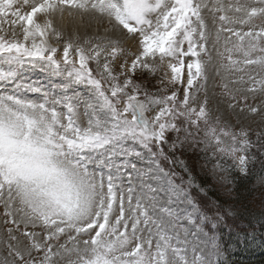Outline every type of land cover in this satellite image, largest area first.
<instances>
[{"label": "snow or ice", "instance_id": "snow-or-ice-1", "mask_svg": "<svg viewBox=\"0 0 264 264\" xmlns=\"http://www.w3.org/2000/svg\"><path fill=\"white\" fill-rule=\"evenodd\" d=\"M213 68L264 94V0H0V264H230L217 231L237 210L184 157L229 195L233 173L264 186V130L213 112ZM222 87L237 120L264 123Z\"/></svg>", "mask_w": 264, "mask_h": 264}, {"label": "rangeland", "instance_id": "rangeland-1", "mask_svg": "<svg viewBox=\"0 0 264 264\" xmlns=\"http://www.w3.org/2000/svg\"><path fill=\"white\" fill-rule=\"evenodd\" d=\"M205 15H206V19H208V21H209L210 27L218 26V21L216 22L215 25H213L211 14L206 12ZM66 20L64 21L63 25H61L59 23L57 24V26L60 27L64 31V39L65 40L68 37L72 36V34H73V25L71 23H69L68 20L67 21ZM95 27L100 28L99 33H95L92 30V28H89L87 30V32H85V29L81 28L79 30V33L82 37L85 36L86 34L89 36L97 35V34L103 35L104 34L103 29L105 27H108V25H93V28H95ZM68 28H69V30H68ZM52 42H53V44H55L54 40ZM134 43L135 42H131V43L125 42L124 46L125 47H132ZM56 46L62 48L63 43L56 45ZM209 51L213 55L214 64L218 66V64L220 63V57L217 55V52L223 51L222 43H221V45H218L216 48H213L211 45V42H210ZM251 70L255 71L256 69L253 68ZM163 71L168 72L170 75V70L167 69V67H165ZM219 73H220L219 75L216 74L215 68H213V70H211L209 83L207 85L209 107L212 108L214 113L216 112L217 107H219L221 115L227 117V120L230 121L231 124H236V125L243 126V127L247 128L250 131L251 138L255 141L256 133L258 131L264 130V123H262L261 116L259 114L256 115L255 117H252L251 115H242L241 119L237 120L236 114L233 113V111L228 108L229 97L225 94V90L223 89L222 85L226 82L229 83V90H233V91L238 87L241 88V92L236 93L238 99L240 97L246 95L248 97V104H255V105H258L260 107H264V94L258 93V94H255V96H254L252 93L243 92V88L246 87V85H234V84L230 83V81L232 79H235V77L237 75H239L238 73H234V74L229 75L223 69H220ZM161 75H163V72L158 71L156 73L155 77H150V78L153 80H156ZM185 75H186V69H185ZM24 78L26 80H29V81H36V82L44 81L45 83H47V79L44 76V74L39 73L38 71H27L24 74ZM168 88H169V91H171L172 86L169 85ZM153 91H155V89H153ZM182 92H183V89H180L181 94H182ZM26 95L31 96L32 94H26ZM200 98H201V100L204 98L203 91L200 93ZM241 106H243L242 100H241ZM195 156H196L195 154L189 153L188 155H186L184 157V159L187 160V162L189 163V165L192 168V171L197 172V175H199V178L200 177L205 178L204 181L200 180V182L207 185V187L209 188V191H211L210 186H214V187L217 186L218 188H220L221 190L223 189V191H225L227 193V190L225 188H221L220 184L218 183V178H219L218 174H217V176L214 177L210 172L205 171L202 167L203 161L198 160V158ZM191 157L194 158V161L191 160ZM257 167H259V165H257ZM237 174L238 173H233L232 177H230V178L231 179L235 178V176ZM228 187L233 189L234 184L229 185ZM253 189L254 190L252 192V195H253V199H254L255 203L257 205H260V204L264 205V186H261V185L256 183V185H254ZM231 192H232V190H231ZM225 208H227V207H225ZM231 217L232 216L226 217L227 223L231 220ZM5 219H6V217L4 216V205H3V203H0V261H3L5 256H6V252H7V249H6L7 231H6V229L8 227H11V225L4 223ZM222 227H223V225H220V227L217 231L218 238H221L223 236V235H221V230H220ZM227 227H228V229H230V225H228ZM17 235H20V234L17 233ZM21 239H23V237H21ZM222 247L225 248L223 243H222ZM226 255L228 257L227 253H226Z\"/></svg>", "mask_w": 264, "mask_h": 264}, {"label": "trees", "instance_id": "trees-1", "mask_svg": "<svg viewBox=\"0 0 264 264\" xmlns=\"http://www.w3.org/2000/svg\"><path fill=\"white\" fill-rule=\"evenodd\" d=\"M191 160L194 158L191 157ZM234 184L230 195L217 186H210L208 195L213 200L237 210L227 223L230 229H223L220 240L225 246L230 264H264V205H257L253 199L256 181L252 177L245 178L237 174Z\"/></svg>", "mask_w": 264, "mask_h": 264}, {"label": "bare ground", "instance_id": "bare-ground-1", "mask_svg": "<svg viewBox=\"0 0 264 264\" xmlns=\"http://www.w3.org/2000/svg\"><path fill=\"white\" fill-rule=\"evenodd\" d=\"M66 21H67V20H66ZM66 27H67V26H66ZM68 30H69V28H68ZM84 33H85V32H84ZM84 33H83V34H84Z\"/></svg>", "mask_w": 264, "mask_h": 264}]
</instances>
